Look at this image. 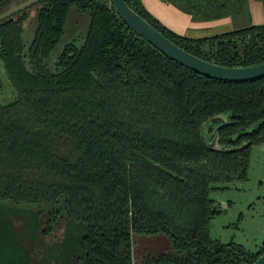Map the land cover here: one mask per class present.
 Instances as JSON below:
<instances>
[{
  "label": "trees",
  "instance_id": "trees-1",
  "mask_svg": "<svg viewBox=\"0 0 264 264\" xmlns=\"http://www.w3.org/2000/svg\"><path fill=\"white\" fill-rule=\"evenodd\" d=\"M125 1L195 56L264 62V24L190 37ZM164 1L199 21L239 16L250 1L264 11V0ZM73 4L90 14L89 31L53 72L46 60ZM0 59L15 92L0 102V264H252L264 252V241L253 252L210 235L220 212L211 190L246 180L251 147L264 142V78L219 81L184 67L132 31L112 0H36L0 19ZM60 218L63 234L51 235ZM158 232L176 253L135 263L133 234Z\"/></svg>",
  "mask_w": 264,
  "mask_h": 264
},
{
  "label": "rangeland",
  "instance_id": "rangeland-1",
  "mask_svg": "<svg viewBox=\"0 0 264 264\" xmlns=\"http://www.w3.org/2000/svg\"><path fill=\"white\" fill-rule=\"evenodd\" d=\"M35 1L10 0L0 9V19L12 15ZM90 22L91 17L88 12L79 11L75 4L71 5L65 31L46 60L51 71H58L57 61L66 46L73 42L77 46L84 43ZM192 22L202 23L205 21L193 19ZM230 22L232 30L244 28L251 24H264V14L259 12L250 1L245 5L244 12L239 16L231 17ZM37 25L38 10L33 8L23 20V39L27 49L35 37ZM210 27L209 30L222 29ZM222 30L219 32H223ZM216 33L203 32L194 37L210 36ZM14 93V88L0 59V102L8 103L12 101ZM215 186L217 188L211 190L210 197L216 201L220 212L211 220V237L220 240L222 243L234 242L241 245L245 250L256 252L264 241V142L251 147L246 180L232 181ZM49 209L48 206L45 207L46 214H48ZM64 225L65 219L60 218L52 225L50 234L62 235ZM132 242L135 263H140L146 256L176 253L169 235L165 232L150 235L134 233Z\"/></svg>",
  "mask_w": 264,
  "mask_h": 264
},
{
  "label": "water",
  "instance_id": "water-1",
  "mask_svg": "<svg viewBox=\"0 0 264 264\" xmlns=\"http://www.w3.org/2000/svg\"><path fill=\"white\" fill-rule=\"evenodd\" d=\"M112 3L120 18L132 31L188 69L219 81L244 82L264 78V62L243 67H228L207 61L175 44L134 11L125 0H112ZM252 264H264V252Z\"/></svg>",
  "mask_w": 264,
  "mask_h": 264
},
{
  "label": "crops",
  "instance_id": "crops-1",
  "mask_svg": "<svg viewBox=\"0 0 264 264\" xmlns=\"http://www.w3.org/2000/svg\"><path fill=\"white\" fill-rule=\"evenodd\" d=\"M145 8L154 16L157 17L164 25L179 33L181 35H187L194 37L203 32L208 33H222V30H232V24L230 22L231 17H226L218 20L205 21L202 23H193L191 15L183 12L172 4L166 3L164 0H141ZM259 12L264 14L261 3L257 1H251ZM213 26V27H210ZM210 28H222L220 30H209ZM228 28V29H226ZM216 33V34H218ZM205 36V35H204Z\"/></svg>",
  "mask_w": 264,
  "mask_h": 264
}]
</instances>
